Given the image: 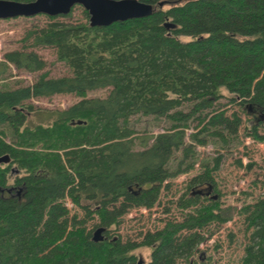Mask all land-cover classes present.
Masks as SVG:
<instances>
[{
    "label": "trees",
    "instance_id": "16d2710c",
    "mask_svg": "<svg viewBox=\"0 0 264 264\" xmlns=\"http://www.w3.org/2000/svg\"><path fill=\"white\" fill-rule=\"evenodd\" d=\"M143 1L154 5L150 15L106 26L91 25L86 8L81 21L47 15L55 20L35 31L34 44L55 46L72 74L44 71L33 83L0 88V155H10L0 165V264L17 263L95 217V230L108 229L131 208L153 207L164 184L194 168L197 144L240 143L242 117L223 107L222 86L237 92L231 102L241 97L243 106L258 113L247 133L264 141V87L252 95L250 85L237 83L242 66L264 49V0ZM167 21L175 25L167 27ZM5 58L31 71L47 64L34 50H10ZM100 89L108 92L90 95ZM58 93L80 99L46 110L50 122L31 124L34 104L26 101ZM140 115L166 118L168 126L138 135L133 123ZM219 159L212 166L203 163L177 198L179 218L164 220L142 239L95 241L85 228L86 241L106 245L103 264L200 260L195 253L210 236L206 229L233 215L218 194L209 196L219 193L213 173ZM202 184L207 188H198ZM239 211L248 238L240 264H264V196ZM139 246L151 248L149 260L138 258Z\"/></svg>",
    "mask_w": 264,
    "mask_h": 264
},
{
    "label": "rangeland",
    "instance_id": "374dc122",
    "mask_svg": "<svg viewBox=\"0 0 264 264\" xmlns=\"http://www.w3.org/2000/svg\"><path fill=\"white\" fill-rule=\"evenodd\" d=\"M84 9L82 4H76L71 15H60L56 20L81 21L86 19ZM52 20L55 19L44 13L0 18V88H15L33 83L38 75L44 71H48L50 76L72 74L68 64L58 58L55 46L34 44V36L37 33L35 31ZM187 38L182 37V39ZM14 49L34 50L45 59L47 64L44 68L33 71L18 67L5 58V53ZM237 83L240 86L250 85L252 95H257L259 93L258 88L264 87V49H260L253 59L248 60L242 66ZM107 92L108 89H100L92 91L90 95H105ZM222 93L220 102L223 107L227 109L229 114L236 111L242 117V124L238 132L240 143L217 146L211 141L207 144H197L198 160L195 162L194 168L172 178L169 187L164 184L159 201L153 207L131 208L125 213L119 224L112 225L101 232L105 238L110 239L120 235L124 240H140L146 231L155 229L164 220L179 218L183 211L177 206V198L187 189V184L192 176L203 169V163H209L212 166L215 163V157L219 156V167L213 172L219 193L212 190L209 196L218 194L222 205L233 207V215L227 222L214 223L208 227L209 230L206 229L210 236L200 244L195 253V256L199 257L200 260H195L192 263L184 262L183 264L241 263L248 238L245 218L239 209L243 205L264 196V141L257 140L247 133L254 122L253 120L259 118L258 113L254 114L251 106L246 107L247 104L243 106L239 102L240 99L242 100L241 97L235 102H231L230 98L236 97L238 94L228 85L222 86ZM79 99V96L71 93H58L49 97H32L26 101L34 104V109L28 112V121L31 124L50 122L52 118L48 116L46 110L66 108ZM166 121L167 119L163 117L140 115L134 118L133 124L138 135L156 134L166 130L168 126ZM196 123L195 121L192 125L194 126ZM262 123L264 124V122ZM193 126L187 130V141L190 140L189 133L196 130ZM260 129L263 130L264 127ZM207 186L202 184L198 188H207ZM207 190L204 189L206 193ZM207 201L205 200V202ZM69 206H73L70 201ZM168 208L169 211H167ZM79 212L81 215L84 214L83 210H79ZM98 223V218L95 217L90 219L84 228H69L47 243H42L31 255L23 256L19 262L10 264H59V261L63 264H103L107 253L106 245L104 243L93 245L85 239L86 231L89 228L92 229V236L90 237L94 238ZM135 253L139 259L149 260L151 248L139 246L135 249Z\"/></svg>",
    "mask_w": 264,
    "mask_h": 264
},
{
    "label": "water",
    "instance_id": "95a60500",
    "mask_svg": "<svg viewBox=\"0 0 264 264\" xmlns=\"http://www.w3.org/2000/svg\"><path fill=\"white\" fill-rule=\"evenodd\" d=\"M76 4H82L89 12L93 26H106L118 20L150 15L154 5L143 0H0V18L32 16L39 13L47 15H65L71 12ZM166 22L167 27L174 26ZM10 160L9 154L0 155V165ZM106 228H97L95 241L105 238L101 234Z\"/></svg>",
    "mask_w": 264,
    "mask_h": 264
}]
</instances>
